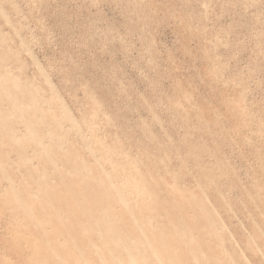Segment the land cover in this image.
<instances>
[{"label":"rangeland","instance_id":"rangeland-1","mask_svg":"<svg viewBox=\"0 0 264 264\" xmlns=\"http://www.w3.org/2000/svg\"><path fill=\"white\" fill-rule=\"evenodd\" d=\"M114 237L264 264V0H0V264Z\"/></svg>","mask_w":264,"mask_h":264},{"label":"bare ground","instance_id":"bare-ground-1","mask_svg":"<svg viewBox=\"0 0 264 264\" xmlns=\"http://www.w3.org/2000/svg\"><path fill=\"white\" fill-rule=\"evenodd\" d=\"M115 165V164H114ZM101 174V173H100ZM94 176V175H93ZM96 177V176H95ZM109 177V176H108ZM104 181H106V180H104ZM109 181V180H108ZM110 182V181H109ZM104 183V182H103ZM103 183H101V184H103ZM94 186H96V187H94V190L96 191L94 194H91L90 195V197L93 199V200H97V178L94 180ZM108 191V190H107ZM112 194V193H111ZM108 197V196H107ZM87 198V200H89L90 198H89V196H87L86 197ZM119 198L121 199V198H123V195L121 194L120 196H119ZM113 202V201H112ZM110 204V203H109ZM115 206V205H114ZM116 208V207H115ZM124 207H122V209H123ZM116 216V215H115ZM95 222H97V221H95ZM146 222H147V220H146ZM191 222V221H190ZM194 222V221H193ZM92 223H94V222H91L90 224L92 225ZM109 227H110V231L114 228L113 227V224H111V222L109 221ZM192 228V227H191ZM190 228V229H191ZM190 237V236H189ZM170 239H173L172 237L170 238ZM191 239V238H190ZM183 240V239H182ZM110 242V243H109ZM107 241L106 242V244H107V246H108V248L110 249V251L111 252H114L113 251V249H114V247H116V245H117V248H119L120 250L121 249H123V248H125V250H126V252H125V259H122V258H119V260H118V262L120 263V264H137V262H138V259L135 257V255L132 253V251L131 250H129V249H126L127 248V246H126V244L124 245V243H123V241H122V238H119L118 237V239H116L115 240V237H114V239H111L110 241ZM174 244V243H173ZM119 249L117 250V252H119ZM142 258V257H141ZM79 259H80V264H97V261L96 262H91V261H89V260H87L86 258H78V264H79ZM195 259V258H194ZM142 260H143V258H142ZM141 260V261H142ZM140 261V262H141ZM168 261V260H167ZM106 264V258L105 257H102L101 259H100V264ZM61 264H63V263H61ZM140 264V263H139Z\"/></svg>","mask_w":264,"mask_h":264}]
</instances>
